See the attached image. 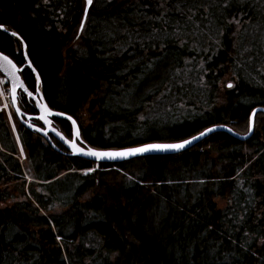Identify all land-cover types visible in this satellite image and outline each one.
Segmentation results:
<instances>
[{
	"label": "trees",
	"instance_id": "obj_1",
	"mask_svg": "<svg viewBox=\"0 0 264 264\" xmlns=\"http://www.w3.org/2000/svg\"><path fill=\"white\" fill-rule=\"evenodd\" d=\"M83 10L0 0V26L17 35L0 30V52L22 66L25 44L82 145L174 142L209 125L245 134L264 107V0H93L79 31ZM20 76L34 92L31 70ZM11 116L25 156L0 111V264H264V113L244 141L217 131L119 163L62 157ZM52 125L71 136L67 120Z\"/></svg>",
	"mask_w": 264,
	"mask_h": 264
},
{
	"label": "water",
	"instance_id": "obj_2",
	"mask_svg": "<svg viewBox=\"0 0 264 264\" xmlns=\"http://www.w3.org/2000/svg\"><path fill=\"white\" fill-rule=\"evenodd\" d=\"M84 2V10H83V17L81 20L80 28L84 25L88 9L91 5H88L87 0H83ZM0 30L4 31L5 33H8L10 35H13L14 32L8 31L3 26L0 27ZM16 36L17 35H13ZM23 46V55L25 58V64L22 66H18L13 62L11 58H9L7 55L0 52V74L6 79L8 87H9V93H10V104L11 109L14 112L17 120L19 123L28 131L30 132H36L40 137H42L46 143L56 152L62 153L61 150H59L52 140L50 139L51 135L54 139H56L58 142H60L66 149L67 152L65 153L68 156H75L79 157L91 162L95 163H119L123 161H128L137 157H144V156H153V155H173L177 154L183 151L188 150L189 148L193 147L195 144H197L202 139L206 138L210 134L217 132V131H223L227 132L231 136H233L235 139L244 141L248 139L252 132H253V124H254V117L257 113L262 112L264 113V107L263 106H255L249 114V127L248 131L245 134H239L235 131H233L230 127V125H209L205 128H203L201 131L193 134L192 136L180 140V141H174V142H146L141 143L138 145H128L125 147L120 148H94L91 146H84L82 145V139L80 136V130L79 127L73 117H71L69 114H66L62 111L54 110L50 108L46 101L44 100L42 93L39 88V76L35 69L31 66L27 55H26V49L25 44H22ZM7 57V59H5ZM24 67H28L31 72L33 73L35 80H36V90L34 92L30 91L24 84L20 72L24 69ZM22 92L25 94V96L28 99H31L36 107V114H26L24 113L18 105L17 96L18 93ZM52 117L59 118V119H65L70 123L71 126V138H67L63 133H61L59 130H57L52 125ZM31 119H37L40 121L41 126H37L30 122ZM208 129H212V131H207ZM200 133H205L203 136L200 135ZM192 137H197L196 139H192ZM184 140H191V143L184 146L182 149H166V150H157L152 149L143 153H135L132 155L127 156H115V157H100V156H94L90 155L89 152H123L126 149H134V148H140L145 145H151V144H177L181 143Z\"/></svg>",
	"mask_w": 264,
	"mask_h": 264
},
{
	"label": "snow or ice",
	"instance_id": "obj_3",
	"mask_svg": "<svg viewBox=\"0 0 264 264\" xmlns=\"http://www.w3.org/2000/svg\"><path fill=\"white\" fill-rule=\"evenodd\" d=\"M93 0H87L88 5H91ZM2 27V26H0ZM13 35H16L13 33ZM7 59V57H5ZM231 87V85H229ZM207 131H212V129H208ZM205 133H200L201 136H203ZM197 137H192V139H196ZM191 143V140H184L181 143L177 144H151V145H145L140 148H134V149H126L123 152H89L90 155L94 156H100V157H115V156H127V155H132L135 153H143L152 149H157V150H166V149H182L184 148L185 145Z\"/></svg>",
	"mask_w": 264,
	"mask_h": 264
},
{
	"label": "rangeland",
	"instance_id": "obj_4",
	"mask_svg": "<svg viewBox=\"0 0 264 264\" xmlns=\"http://www.w3.org/2000/svg\"><path fill=\"white\" fill-rule=\"evenodd\" d=\"M0 82L2 83V80H0ZM3 88L5 89L6 87L3 85ZM4 99H5V98H4ZM5 102L8 103L7 99H5ZM0 103H2V102L0 101ZM9 107H10V105H9V106L6 105V107L3 108V109L5 110V111L3 110V112H5V114L9 117L10 123H11V125H12V129H13V131H14V135H15V137H16V140H17V142H18V145L20 146V147H19V149H20V158H19V160H20V161H23L25 155H24V152H23V150H22V147H21V145H20V143H19L18 134H17V132H16V130H15L14 123H13V120H12V116H11V113H10ZM96 166H97V165H96ZM94 169H95V168L86 169V170H83V171H81V172H82L83 174H85V173L88 174V173H91ZM24 175H25V178H26L27 180L31 179V177L28 175V173H25ZM60 183H62V184H69L68 182H64V180H62ZM60 183H59V184H60Z\"/></svg>",
	"mask_w": 264,
	"mask_h": 264
},
{
	"label": "built area",
	"instance_id": "obj_5",
	"mask_svg": "<svg viewBox=\"0 0 264 264\" xmlns=\"http://www.w3.org/2000/svg\"><path fill=\"white\" fill-rule=\"evenodd\" d=\"M0 80L2 79L0 78ZM3 85H4V81L2 80V83L0 82V101L2 102L0 103V109L5 108L6 105H8L9 103L8 89L7 88L4 89ZM4 98L7 99L8 103L5 102Z\"/></svg>",
	"mask_w": 264,
	"mask_h": 264
},
{
	"label": "flooded vegetation",
	"instance_id": "obj_6",
	"mask_svg": "<svg viewBox=\"0 0 264 264\" xmlns=\"http://www.w3.org/2000/svg\"><path fill=\"white\" fill-rule=\"evenodd\" d=\"M34 120H37V119H31L30 120V122L31 123H33V124H35V122H33ZM39 121V120H38ZM40 122V121H39ZM36 125V124H35ZM37 126H41V123L39 124V125H37ZM35 134H37L36 132H34ZM38 135V134H37ZM39 136V135H38ZM51 138H53L51 135H49ZM67 138H71V136L70 137H68V136H66ZM54 139V138H53ZM54 141H55V143H57V148L59 149V150H61L62 151V153H58L60 156H62V157H69L68 155H66L65 153L67 152V149L60 143V142H58L56 139H54Z\"/></svg>",
	"mask_w": 264,
	"mask_h": 264
}]
</instances>
